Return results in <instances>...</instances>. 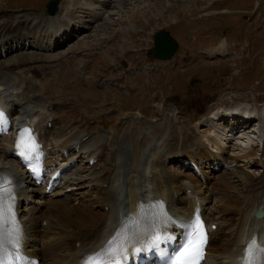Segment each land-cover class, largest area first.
<instances>
[{"label":"bare ground","instance_id":"1","mask_svg":"<svg viewBox=\"0 0 264 264\" xmlns=\"http://www.w3.org/2000/svg\"><path fill=\"white\" fill-rule=\"evenodd\" d=\"M70 1V9H64L63 15L60 16L61 11L54 16L40 12V15L37 14L38 16L35 18L36 21L29 26H27L28 23L26 24L28 18L23 16H14L12 21L9 20L11 16H6L0 22V56L26 48L39 47L40 50V53L35 54L36 56L32 54V57H29L31 52L27 54L24 51V54L21 55L17 53L19 56H16V59H10L0 66V99H4L6 107L13 115L12 126L16 121L17 125L23 123L35 125V129L39 133V140L42 141L39 150L46 155V168L53 167L54 170L61 168L57 164L61 160L64 161L66 155L64 152H69V150L78 154L76 159L79 158L83 163L75 170L69 167L72 165L71 161H67L69 165L65 163L62 168V176L59 180H55L53 185L63 180L66 186H75L76 191H73L72 195H66L65 198L57 200L48 213L39 219V215L28 213L30 209L34 208H22V205L27 204V199L40 196L41 191L11 157L14 130L11 129L9 133L0 136V175L6 176L14 184L15 213L22 228L21 247L27 254L38 257L40 264H83L86 257L96 253L107 244L127 216L137 212V205L161 200L165 204L167 214L174 219L190 218L195 212L202 215L209 232L213 234L209 242L211 248L207 247L204 264H241L252 237H255L258 247H264V140L260 158L263 172L259 177L254 176L253 178V175L239 174L236 172L234 163L227 160L222 153L225 150L223 145L226 146L223 142L228 140L226 133L229 135L237 133L238 128L244 127L248 123L245 121L242 124L244 126H241L239 122L241 123L242 118H251L254 112L235 104L213 112L207 119L210 123L207 126L217 129L216 133L212 135L215 138L206 137L205 143L200 140H192L191 134L188 131H183L182 126H179L178 129L175 128L171 120L175 118L176 108L171 103H166L171 106L165 105L160 109L158 121L154 123L145 121V118L142 120L138 115L125 113L118 122L115 131H112L111 136L91 150L82 145V138L88 135L86 130H80L82 126L68 127L61 133L52 134L50 127L54 122L52 123L51 113L56 103L45 99L42 85L44 82L46 84V81H51L47 78L48 69L55 66L56 62L65 56L57 57L58 53L55 55L52 52L44 54L43 51L54 50L75 32H83L89 28L90 23L97 20L102 14L101 9L106 8L110 0ZM94 2L98 3V7L94 5L96 4ZM123 3L124 0H117L113 4V9L121 8ZM106 12L109 13L106 18L113 13L108 10L104 13ZM79 14L90 19H83ZM46 42L47 45H45ZM69 50V53L73 54L70 57L76 59L78 49ZM209 54L211 57L234 55L222 44ZM26 73L30 74V78L25 76ZM127 73L128 71L123 75L124 83ZM105 85L110 86L108 83ZM118 87L122 86L118 85ZM140 87L141 82L139 81L135 87L126 88L130 92L138 90ZM233 114L239 117L235 118L236 120L232 118L233 121L229 124V120L226 121V119ZM88 119L92 120V118H86L87 128L89 127ZM259 124L262 125V123ZM122 127L123 129H120ZM176 132H186V134L177 137ZM187 132L190 136H187ZM230 138L233 139L231 136ZM235 138L237 139L236 136ZM208 145L221 151L214 153L211 150L210 155L204 149ZM69 146L72 148L67 149ZM114 150L122 153L127 166L128 182L124 190L125 198H121L123 184H120L119 179L113 180L109 176L111 167L115 166L117 160L114 158L115 155L113 157L110 154ZM196 150L199 151L200 158L203 159L200 163L199 157L195 154ZM160 156L161 159H158ZM184 156H188L191 160L195 158L194 162L199 165L206 164L207 161L209 164L216 162L214 164L216 169H219V163H221L220 167L226 168V173L224 172L226 178L220 181L223 190L229 188V184L233 182L232 178L241 181L239 195L223 197L224 204L227 203L228 211L234 210L233 212L236 213L233 222L225 224L224 221H218V213L211 212L208 207H205L207 203L204 202L208 197L203 195L201 192L203 189L200 186L205 184V181L208 182L207 176L193 175L190 180L187 179L188 181H179L174 178L175 172L171 170L173 172L171 174L172 172H168V169L163 166L167 159L172 161L176 157ZM251 156L252 153H245L239 158L252 160ZM82 159H85L84 162ZM99 161H102L104 165L100 166ZM180 162L184 164L186 160L183 159ZM156 169L159 170V173L154 171ZM52 174L51 172L49 177ZM175 175L178 174L175 173ZM222 178L220 176L219 180ZM41 185L46 188L47 181ZM195 185L201 195L194 190ZM204 186L207 187V185ZM81 187L83 190H78ZM43 188L42 190H44ZM24 189H28L25 196H23ZM74 200L79 202L74 204ZM259 206L263 210V216L256 218L254 212ZM207 210L208 212L205 213ZM44 222L45 225H43ZM173 226L174 224H170L167 229H171ZM225 235L226 240L224 237L222 238ZM217 241L218 245L215 243ZM129 249L131 252V246Z\"/></svg>","mask_w":264,"mask_h":264},{"label":"rangeland","instance_id":"2","mask_svg":"<svg viewBox=\"0 0 264 264\" xmlns=\"http://www.w3.org/2000/svg\"><path fill=\"white\" fill-rule=\"evenodd\" d=\"M48 1L0 0V21L6 16H11L10 21L14 16H23L28 18L26 24L28 23L27 26H29L36 21L35 18L40 15V12L45 14L44 6ZM113 1H108L106 8L101 9L102 14L93 21L94 23H90L89 28L74 34L63 46L54 50L58 53L57 57H64L68 54L73 55L69 53V49H78V56L76 59L72 57V60L68 55L70 58L68 63L61 60L57 67L55 66L56 68L48 69L47 75L51 81H46L45 93L53 99L48 100L56 103L54 116L57 117L51 127L52 134L61 133L68 127L82 126L80 130L86 129L89 132L85 139H82L85 143L84 147L90 146L88 150H91L101 143L103 138L108 139L124 111L137 110L145 114V121L155 122L159 118L160 109L169 105L166 103H172L181 109L171 120L175 128L182 126L183 131L191 134L192 140L201 142L206 137L215 138L212 135L217 130L212 126H209L211 131L207 130V125L210 124L207 121L210 117L208 112L220 107H229L231 104H242L239 106L245 105L254 112V115L249 120V124L238 128L237 133L232 135L226 133L228 140L223 142L226 146L222 144L223 149L225 147L222 154L234 163L236 172L239 174L253 175V178L259 177L263 172L260 158L264 140V118H262L264 117L262 115L264 114V0H124L122 7L115 9L113 4L117 0ZM94 3L98 5L97 2ZM70 4V0H59L58 10H69ZM106 10L113 12L107 18L109 13H104ZM190 14L196 18L205 16L207 20L202 22L192 19L187 22ZM79 15L83 19H90L83 17L82 14ZM176 21L177 23L174 24ZM159 29H167L178 42L177 50L167 62L157 60L152 55L153 35ZM202 29L208 32L202 34ZM190 30H193L191 33L196 39L186 36L190 34ZM220 44L234 55L211 57L209 53ZM24 51L27 54L31 52L29 57L40 53L39 47L13 51L9 55L0 56V66L10 59H16L19 56L17 53L24 54ZM54 51L53 55H55ZM108 51H110L109 54ZM43 52L45 54L51 51ZM187 61L192 63L185 65ZM144 65L151 66L153 70L148 72L138 69ZM163 69L162 76L156 75L154 82L147 76ZM143 70H147V67H143ZM127 71L128 73L130 71L131 75L128 79L125 76L124 88L135 87L138 85L137 81L141 82V87L138 90L128 91L129 94L122 90L124 96L113 94L115 92L113 88H117L122 80L116 85H111V88H107L109 86L105 84L116 83L115 80L111 83L109 81L120 76L123 78ZM136 72L140 73L137 75L138 80L133 76ZM99 75L107 76L99 81V85L103 88L96 83ZM25 76L30 78L29 73ZM87 117L92 118V120L88 119V128L87 125H83ZM188 132L187 136H190ZM176 133L177 137L186 134V132ZM234 135L237 139L242 137L237 140ZM112 138H114L113 135ZM209 146L206 152L210 155L211 150L214 153L221 151ZM71 148L70 146L67 149ZM70 151L72 150L66 152L65 160H69V157L73 155ZM245 153H252V160L239 158ZM195 154L200 158L198 150ZM114 155L117 160L115 167H111L110 179H119L121 184L126 185L127 166L124 157L121 152ZM184 158L190 160L187 156ZM188 160L186 164H183L177 159L174 161L167 159L166 161L171 162H165L163 166L168 169V172L173 171L178 174L171 173L175 179L181 181L190 180L193 175L207 176L208 182L205 181V184L200 186L203 189L200 191L208 197L204 202L206 204L208 201L206 207L209 211L212 208L211 211L218 213V217L222 214L218 221H224L225 224L233 222L236 213L233 212L234 210H229V213L223 197L239 195L241 181L232 178L233 182L229 184V188L223 190L220 181L226 178V168L220 167L221 163H219V169L215 168L216 162L209 164L208 161L202 164V168V165H198L196 169H192ZM201 160L203 161L202 158ZM80 161H76V167L81 164ZM220 176L223 178L219 180ZM61 182L48 193L40 189L41 195L29 198L33 201L28 199L26 209L36 207L37 214L42 217L57 200L63 198V194L72 195L71 192L75 191V188L65 187V181ZM76 202L79 201H73L74 204Z\"/></svg>","mask_w":264,"mask_h":264},{"label":"snow or ice","instance_id":"3","mask_svg":"<svg viewBox=\"0 0 264 264\" xmlns=\"http://www.w3.org/2000/svg\"><path fill=\"white\" fill-rule=\"evenodd\" d=\"M7 123L5 113L0 111V130H5ZM15 147L16 154L29 163L41 155L38 142L27 128L17 133ZM31 170L34 176L39 172L38 167ZM15 201L13 182L0 176V264H36L20 251L22 228ZM170 224L179 225L182 230V239L175 247L171 245L177 237L167 231ZM137 243L142 246H135ZM206 244V229L198 212L191 221L178 222L167 214L162 201L141 203L135 214L122 221L107 244L86 257L83 264H128L130 259L148 252L165 256L164 264H200ZM162 245L168 248L167 252ZM241 264H264V247H258L255 239L249 242Z\"/></svg>","mask_w":264,"mask_h":264},{"label":"water","instance_id":"4","mask_svg":"<svg viewBox=\"0 0 264 264\" xmlns=\"http://www.w3.org/2000/svg\"><path fill=\"white\" fill-rule=\"evenodd\" d=\"M58 0L50 1L45 8L49 14H53L57 9ZM177 48V42L171 37L167 30H159L154 35L153 55L161 60L167 59L173 55ZM261 212H256V215Z\"/></svg>","mask_w":264,"mask_h":264}]
</instances>
